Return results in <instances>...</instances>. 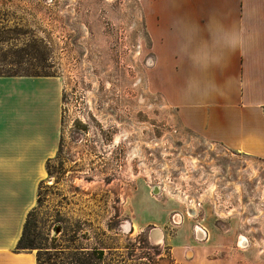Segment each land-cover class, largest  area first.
<instances>
[{
  "label": "rangeland",
  "instance_id": "374dc122",
  "mask_svg": "<svg viewBox=\"0 0 264 264\" xmlns=\"http://www.w3.org/2000/svg\"><path fill=\"white\" fill-rule=\"evenodd\" d=\"M143 2L0 0V72L63 80L60 155L30 219L42 256L175 264L180 214L211 232L208 257L264 264V161L188 131L151 88Z\"/></svg>",
  "mask_w": 264,
  "mask_h": 264
},
{
  "label": "crops",
  "instance_id": "0c3cea01",
  "mask_svg": "<svg viewBox=\"0 0 264 264\" xmlns=\"http://www.w3.org/2000/svg\"><path fill=\"white\" fill-rule=\"evenodd\" d=\"M143 24L149 84L181 126L264 161V0H144ZM62 97L60 76L0 75V264H36L16 244L58 150ZM174 219L175 264H233L207 256L210 231Z\"/></svg>",
  "mask_w": 264,
  "mask_h": 264
},
{
  "label": "trees",
  "instance_id": "16d2710c",
  "mask_svg": "<svg viewBox=\"0 0 264 264\" xmlns=\"http://www.w3.org/2000/svg\"><path fill=\"white\" fill-rule=\"evenodd\" d=\"M20 59V58H19ZM19 61V60H18ZM15 61V62H18ZM0 75H43V74H11V73H5V72H0ZM47 75V74H45ZM61 138L60 137V143L58 146V150L56 152V155L54 156V158L59 157L60 155V150H61ZM53 158V159H54ZM50 159L47 161L46 163V171L48 174H50L49 171V163L53 160ZM41 188H42V181L40 182L39 186H38V190H37V198H36V202L39 203L40 202V192H41ZM35 207L31 208L28 213H27V217L25 219L24 225H23V230L22 233L17 241L16 244V249L17 250H29V251H34L35 249L37 250L35 252L36 255V264H89L86 261L81 260L82 258H77L71 262H61V261H55L53 260V257H56L59 252L61 251H54V253H52L51 255H48L47 257H43L42 256V249L44 247H42L41 243L37 242V238L36 235H33L32 231H31V216L32 213L34 212ZM58 229V232H55ZM61 231V227L60 226H56L55 230H54V238H56L55 236H57ZM48 248V247H46ZM51 248H55V247H51ZM45 252H49V251H45ZM50 254V253H49ZM82 256H90L92 253H81ZM94 258L98 261H103V252L102 251H98L96 253H94Z\"/></svg>",
  "mask_w": 264,
  "mask_h": 264
},
{
  "label": "bare ground",
  "instance_id": "6f19581e",
  "mask_svg": "<svg viewBox=\"0 0 264 264\" xmlns=\"http://www.w3.org/2000/svg\"><path fill=\"white\" fill-rule=\"evenodd\" d=\"M154 233H155L154 235H155V239L156 240L161 239L162 233H161V231L159 229H156V231Z\"/></svg>",
  "mask_w": 264,
  "mask_h": 264
},
{
  "label": "water",
  "instance_id": "95a60500",
  "mask_svg": "<svg viewBox=\"0 0 264 264\" xmlns=\"http://www.w3.org/2000/svg\"><path fill=\"white\" fill-rule=\"evenodd\" d=\"M153 191H157V188L155 187V188L153 189ZM55 232H58V229H57Z\"/></svg>",
  "mask_w": 264,
  "mask_h": 264
},
{
  "label": "built area",
  "instance_id": "2783aa9c",
  "mask_svg": "<svg viewBox=\"0 0 264 264\" xmlns=\"http://www.w3.org/2000/svg\"><path fill=\"white\" fill-rule=\"evenodd\" d=\"M243 243H245V241H243Z\"/></svg>",
  "mask_w": 264,
  "mask_h": 264
}]
</instances>
